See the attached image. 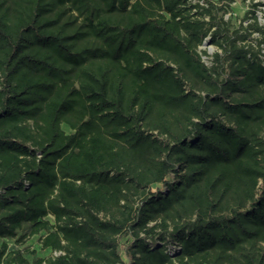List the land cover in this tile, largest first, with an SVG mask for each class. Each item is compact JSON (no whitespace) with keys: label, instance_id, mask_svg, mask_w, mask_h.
<instances>
[{"label":"trees","instance_id":"trees-1","mask_svg":"<svg viewBox=\"0 0 264 264\" xmlns=\"http://www.w3.org/2000/svg\"><path fill=\"white\" fill-rule=\"evenodd\" d=\"M215 9L0 0V264H264V26Z\"/></svg>","mask_w":264,"mask_h":264},{"label":"rangeland","instance_id":"rangeland-1","mask_svg":"<svg viewBox=\"0 0 264 264\" xmlns=\"http://www.w3.org/2000/svg\"><path fill=\"white\" fill-rule=\"evenodd\" d=\"M194 1V0H192ZM214 2L217 9L216 15L221 18L226 27L230 29L245 28L248 24L253 23L251 18V11H254L256 21L259 25L264 26V0H211ZM248 16V17H246ZM260 39L257 33H252L249 36L248 42L252 45H256ZM215 46L210 44L209 38L207 37L203 44L199 47V52L202 56V60L206 65H210L211 55L215 51ZM205 51V53H203ZM264 53V48L261 50ZM65 132L70 130L62 125ZM156 186L153 187V190ZM9 246L14 247L15 245L25 252L28 257H31V252L40 257H47L51 254V251L43 250L40 247L38 236H31L24 239L21 243H16L15 239L8 240ZM125 259V258H124Z\"/></svg>","mask_w":264,"mask_h":264}]
</instances>
